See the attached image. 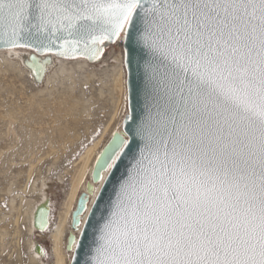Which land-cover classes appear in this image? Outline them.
Returning <instances> with one entry per match:
<instances>
[{
    "label": "snow or ice",
    "instance_id": "1",
    "mask_svg": "<svg viewBox=\"0 0 264 264\" xmlns=\"http://www.w3.org/2000/svg\"><path fill=\"white\" fill-rule=\"evenodd\" d=\"M122 32L147 50L141 147L90 264H264V0H0L5 46Z\"/></svg>",
    "mask_w": 264,
    "mask_h": 264
},
{
    "label": "rangeland",
    "instance_id": "2",
    "mask_svg": "<svg viewBox=\"0 0 264 264\" xmlns=\"http://www.w3.org/2000/svg\"><path fill=\"white\" fill-rule=\"evenodd\" d=\"M107 51V56L102 60H105L106 63L101 61L98 64H91L92 70H97L99 75L101 74L100 70L104 69L106 64L109 66L117 64L114 59L122 52V49L120 46L119 49L112 46L106 49L103 54ZM75 79L73 94L81 101V105L84 103L82 106L89 107V117L84 119V124L87 126L83 125L84 130L81 128L78 130L76 134L79 135L78 137L75 135V138L74 136L73 139L68 138L61 144L63 140L58 142L60 139L55 141V139L49 138L51 134L46 129L53 126V121L50 116L42 115V113L54 101L60 100L64 90L68 89L70 81L65 80L62 83L49 85L47 90L40 91V88H36L37 85H33L25 73L0 66V230L7 232L2 235L0 231V264H35L31 262V254L27 248L28 226L27 220H24L26 216L22 213V209L32 200L39 199L36 188H39L42 179L47 178L52 184L48 190L51 198V227L57 221L58 214L62 210L63 204L67 202L68 194L74 186L78 187L76 200L85 190L90 197L93 185H96L91 178L92 166L111 141L114 133H118L121 129L122 121L128 115L126 93V99L125 94L120 96L117 115L115 118L111 116L112 103L110 84L107 85L108 77L99 76L84 80L83 74H77ZM34 104L41 105L40 108L35 106V109H39L35 110L37 115L32 114L29 109L30 105ZM10 112L15 114L14 120H10ZM69 123L71 124L70 120ZM46 133H48L47 137ZM57 142L59 146H57ZM53 147L54 149H52ZM92 147L93 154L91 153V156L88 157V151ZM78 179H81L80 184L75 183ZM87 184L92 185L91 192L87 191ZM24 205L25 207H23ZM72 216L73 213L70 228L69 222L68 228L74 235L78 229L72 228ZM68 237L62 248L63 260L66 264H69L72 257L71 249L67 247ZM35 238L48 255H45L44 261L39 264H54L49 253L51 241L48 234L35 235Z\"/></svg>",
    "mask_w": 264,
    "mask_h": 264
},
{
    "label": "bare ground",
    "instance_id": "3",
    "mask_svg": "<svg viewBox=\"0 0 264 264\" xmlns=\"http://www.w3.org/2000/svg\"><path fill=\"white\" fill-rule=\"evenodd\" d=\"M122 37H123V34L120 35L119 40H121ZM121 49H122V47H121ZM107 53H108V51L103 54V56L100 60H98L96 62H89L84 57L64 58V57H59L53 53L38 54L35 50L29 49V48L0 49V66H4L6 68L18 70V71L25 73L27 76H29L30 82L33 85L36 84L37 85L36 88H38V89L40 88V91L41 90L42 91L47 90V87L49 85H54L56 83H62L65 80L70 81V83L68 84V89L64 90L62 97H60V100H58V102L54 101L53 104L51 103L52 105H50V106L47 105L48 107L46 108V111L44 113H42V115L45 114V115L50 116L52 121H53L52 122L53 126L51 128L46 129V131L48 130L49 134H51V136H49V138L55 139V141L60 139V141H58V142H61V140H63L61 142V144H62L64 141H67L68 138L70 139L73 136H74V138L76 136L77 137L79 136L76 134L80 128L84 130V128H82V126L85 125L84 119H86L87 116L89 115V107H87V106L84 107L85 105L82 106L84 103L81 105V101L79 99H77L73 94V90L75 87L74 79H75L77 74H83L84 78H85L84 80L93 79L94 77L97 78L99 76L100 77L101 76L108 77L109 80H108L107 85L110 84L111 103H112V115L111 116L113 118H115V116L117 115V112H118V106H119V102H120V98H121L120 96H123L125 94V99H126V71H125L124 62H123V59H124L123 49H122V52L117 57H115V59H114L117 64H112L110 66L106 64L105 68L104 69L102 68L100 70V73H101L100 75L97 74V72H96L97 70H92V68H91L92 67L91 64H98L99 62H101L107 56ZM102 63H106L105 60L102 61ZM75 81H76V79H75ZM60 90H61V88H60ZM59 93H61V92L59 91ZM53 100H55V99H53ZM52 101H50V102H52ZM35 106H36V104L30 105V107H29V109H31L32 114H35V112H36L35 110H39V109H35ZM38 106H36V108L41 107V105H39V104H38ZM14 115L15 114L13 112L9 113L10 120H14ZM35 115H37V114H35ZM69 120L71 121V124L69 123ZM85 126H87V125H85ZM29 129H30V127H29ZM118 133L121 134V129L118 131ZM47 134L48 133H46V137H47ZM114 134H116V133H114ZM26 135H28V134H26ZM49 141H50V139H49ZM58 142H57V144H58ZM52 143L54 145V142H52ZM57 146H59V144ZM52 149H54V147ZM92 151H93V147L88 151V157L91 153L93 154ZM86 154H87V152H86ZM86 154H85V156H87ZM83 161H84V159H83ZM86 162H87V159H86ZM82 166H84V165L82 164ZM84 168H86V167L84 166ZM92 168H93V166H92ZM82 170H85V169H82ZM91 171H92V169H91ZM91 171H90V173H91ZM105 176H106V173L103 174V178H105ZM49 181H50L49 178L41 180V184L39 185V188L38 187H37L38 189L36 188V190H38V193H39V199L32 200L30 203L26 204L27 205L26 207L24 205L23 207H25V208L22 209L23 210L22 213L26 216V219H24V220H27V226H28V230H27L28 231V240L26 242L27 248L31 254V256H30L31 262H34L35 264H39V263L43 262L45 255H47V251H44L41 248V246L39 245V241H37V239L35 238V235H39V234L42 235L44 233H47L48 237L51 241V247H50L49 253H50L52 259L54 260L53 263L54 264H66L63 260L62 248H63L64 243L66 244L65 241L67 240V237L70 235H73L69 231V228H70V223H71V215L76 208L77 200L79 198L78 197L76 200V197H77L76 189L78 187L76 188L73 185L74 186L73 189L71 190L70 194H68L67 202H65L63 204V208L58 214L57 221L51 227V225H52L51 224V214H50L51 213V198L49 197V191L48 190H49V188H51L50 186L52 184H51V182L49 183ZM79 181H81V179L80 180L78 179L75 183L80 184ZM12 184L14 185L13 181H12ZM87 185H86V189H87ZM100 185L101 184L93 185V191L90 194V198H89L88 210L85 213V215H83L82 222L86 218V215H87V213H88V211H89V209H90V207H91V205L95 199V196H96V194L100 188ZM11 188H12V186L10 187V189ZM94 188H95V191H94ZM83 189H84V187H83ZM85 191L83 193H85ZM75 201H76V203H75ZM74 204H75V207H74ZM47 206L49 207L48 212L40 213L38 216L36 215L37 211L39 209L46 208ZM73 207H74V209H73ZM72 209H73V211H72ZM69 218H70V221H69ZM36 219L41 221L39 227L35 223ZM8 221H9V219H8ZM16 221H17V219H16ZM68 222H69V228H68ZM38 228H40L42 231H40ZM79 233H80V229H78V232L74 233L73 237L75 240H77ZM1 234L5 235V234H7V232L5 230H2ZM74 247H75V244H73V246L71 247L72 253H73ZM69 264H70V262H69Z\"/></svg>",
    "mask_w": 264,
    "mask_h": 264
},
{
    "label": "water",
    "instance_id": "4",
    "mask_svg": "<svg viewBox=\"0 0 264 264\" xmlns=\"http://www.w3.org/2000/svg\"><path fill=\"white\" fill-rule=\"evenodd\" d=\"M114 41H105L103 44L98 45L97 47L101 49V51L94 56L91 54H85L82 49L72 50V48L67 45L64 48L58 47V45L63 44V40L57 41L55 45L49 44L47 40H44L43 44L51 48V51H35L38 54L53 53L64 58L84 57L89 62H96L101 59L103 52L108 49ZM32 43L37 45L38 48L42 49L43 47L37 40H33ZM9 48L13 47L5 46L3 43H0V49ZM123 55V62L126 71L128 115H135L136 122L138 123L145 115L142 94L143 60L141 57H144L145 59L147 58V50L135 40L132 44H129L123 33ZM134 130L135 124L130 120L124 119L121 124V134L116 133L113 135L111 141L103 149L93 165L91 171L92 182L101 185L83 222L81 217H83L88 210L90 197L85 192L82 193L77 200L76 208L72 216V228L80 229V233L77 240L74 239L73 235L68 237V249H71L73 244H75L70 264H86V261L90 264L96 246L94 240L99 235V227L103 223V220L108 218L121 183L128 178L130 171H132L133 166L139 158L141 141L139 138L135 137ZM118 138H127L132 141V143L128 149L123 150V154L121 155L120 160L116 162V166L109 168L108 165L111 163L109 156L112 154L113 147ZM104 173H106L105 178H103ZM91 188V184L87 185L88 192H91ZM48 211L49 207L47 206L46 208L39 209L36 215L38 216L40 213ZM35 223L39 227L41 221L36 219ZM38 229L42 231L40 228Z\"/></svg>",
    "mask_w": 264,
    "mask_h": 264
},
{
    "label": "built area",
    "instance_id": "5",
    "mask_svg": "<svg viewBox=\"0 0 264 264\" xmlns=\"http://www.w3.org/2000/svg\"><path fill=\"white\" fill-rule=\"evenodd\" d=\"M121 34H123V33H121ZM112 46L117 47L118 49H119V46H121L123 49V37L121 40L116 39L110 47H112Z\"/></svg>",
    "mask_w": 264,
    "mask_h": 264
}]
</instances>
